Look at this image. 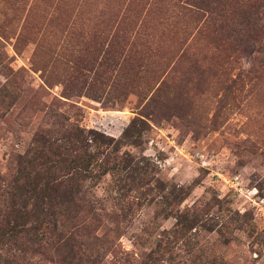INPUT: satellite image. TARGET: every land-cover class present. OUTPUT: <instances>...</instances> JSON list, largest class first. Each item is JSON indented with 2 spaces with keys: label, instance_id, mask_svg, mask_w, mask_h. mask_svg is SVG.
Here are the masks:
<instances>
[{
  "label": "rangeland",
  "instance_id": "374dc122",
  "mask_svg": "<svg viewBox=\"0 0 264 264\" xmlns=\"http://www.w3.org/2000/svg\"><path fill=\"white\" fill-rule=\"evenodd\" d=\"M123 1L0 0V177L10 180L40 140L60 137V115L110 138L120 154L182 190L180 208L204 213L193 238L213 256L219 241L224 264H264L259 43L221 60L214 37L176 17L175 0ZM93 62L107 68L102 85L91 83ZM107 179L88 190L104 209L96 212L98 234L117 229L107 216ZM228 215L227 241L204 231L219 230ZM173 225L154 207L142 208L121 224L104 264L150 263Z\"/></svg>",
  "mask_w": 264,
  "mask_h": 264
},
{
  "label": "trees",
  "instance_id": "16d2710c",
  "mask_svg": "<svg viewBox=\"0 0 264 264\" xmlns=\"http://www.w3.org/2000/svg\"><path fill=\"white\" fill-rule=\"evenodd\" d=\"M173 8L188 26L195 24L214 37L217 58L224 60L251 41L259 43L257 52L264 58V0H175ZM106 69L93 62L86 69L91 83L102 85ZM59 117L60 137L40 140L10 180L0 177V264H104L121 224L145 207L174 220L172 230L159 237L147 264H224L216 253L223 242L211 244L213 256L193 238L203 231L199 224L204 213L180 208L185 199L182 190L163 185L150 164L120 154L110 138L95 131L86 134ZM106 177L107 216L117 229L98 234L96 212L104 209L98 208L88 190ZM239 217L248 225L246 214ZM227 218L219 230L204 231H217L227 241L221 234L231 223ZM259 243L264 245L262 240Z\"/></svg>",
  "mask_w": 264,
  "mask_h": 264
}]
</instances>
